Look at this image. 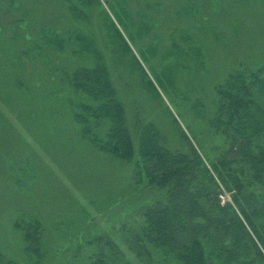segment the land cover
Segmentation results:
<instances>
[{"label":"rangeland","instance_id":"374dc122","mask_svg":"<svg viewBox=\"0 0 264 264\" xmlns=\"http://www.w3.org/2000/svg\"><path fill=\"white\" fill-rule=\"evenodd\" d=\"M97 63L108 69L135 148L137 124H151L166 148L190 144L209 167L228 148L211 126L217 89L264 69V0H0L5 261L90 264L93 238L116 240L137 208L163 195L138 179L137 156L117 159L81 135V96L64 78ZM30 223L42 232L38 251L22 235ZM122 250L132 264H156Z\"/></svg>","mask_w":264,"mask_h":264},{"label":"trees","instance_id":"16d2710c","mask_svg":"<svg viewBox=\"0 0 264 264\" xmlns=\"http://www.w3.org/2000/svg\"><path fill=\"white\" fill-rule=\"evenodd\" d=\"M64 80L81 96L74 111L81 135L117 159L137 156L138 179L163 192L135 210L116 240L93 238L90 264H132L122 247L143 263L264 264V69L234 74L217 89L211 126L228 148L209 167L190 144L186 152L166 148L151 124H137L135 148L105 65L75 68ZM39 227L21 229L27 250H40ZM0 264L17 263L0 255Z\"/></svg>","mask_w":264,"mask_h":264}]
</instances>
